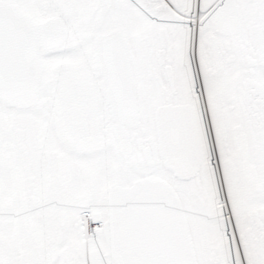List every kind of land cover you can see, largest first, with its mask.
Instances as JSON below:
<instances>
[{
	"label": "snow or ice",
	"instance_id": "snow-or-ice-1",
	"mask_svg": "<svg viewBox=\"0 0 264 264\" xmlns=\"http://www.w3.org/2000/svg\"><path fill=\"white\" fill-rule=\"evenodd\" d=\"M0 264H264V0H0Z\"/></svg>",
	"mask_w": 264,
	"mask_h": 264
}]
</instances>
